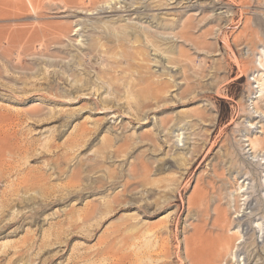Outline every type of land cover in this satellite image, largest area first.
Wrapping results in <instances>:
<instances>
[{"label": "rangeland", "instance_id": "rangeland-1", "mask_svg": "<svg viewBox=\"0 0 264 264\" xmlns=\"http://www.w3.org/2000/svg\"><path fill=\"white\" fill-rule=\"evenodd\" d=\"M126 1L152 28L188 26L191 43L163 37L158 49L144 40L146 50L130 30V42L93 45L90 63L71 48L69 76L5 44L31 20L0 10V264H189L197 203L209 214L212 192L224 197L235 179L249 196L242 264H263L264 95L253 94L252 73L262 68L264 0ZM63 16L41 20L59 27ZM108 17L77 29L108 35Z\"/></svg>", "mask_w": 264, "mask_h": 264}, {"label": "bare ground", "instance_id": "bare-ground-1", "mask_svg": "<svg viewBox=\"0 0 264 264\" xmlns=\"http://www.w3.org/2000/svg\"><path fill=\"white\" fill-rule=\"evenodd\" d=\"M126 2V0H0V10L5 12L3 17L25 18L30 15L29 19L31 20L27 24H22V27L21 25L19 27L17 26L18 28L14 26L16 29H10L11 31L9 30L8 33L5 32L7 35L6 41L4 40L6 43H4L13 48L16 47L21 57L30 58V61L33 63L39 62L42 64L56 65L60 67L62 71L66 73L69 72V76L75 75L70 69V65L73 64L76 58L72 56L73 54H71L70 51L71 48H78V57L76 59L80 61V64H84L86 61L90 63L92 59L91 55L93 54V51H91L93 45L98 44L102 40L110 42V39L130 42L131 38L126 37L129 36L128 31L130 30H134L135 33L139 34L133 39V45H138L141 48H145V40L146 44L150 43L151 46L158 49L156 40L163 37L177 40L185 45L191 43L190 37L187 35L186 31L188 26L181 23V28L177 32L168 29L166 26L157 29L156 27L152 28L149 24L139 21L138 18H132L136 10L135 12H129L133 4ZM43 11L56 14L63 13L65 15L62 17L65 19L64 24L59 27H52L48 23L42 21L41 14ZM123 14L124 16H120L116 20L113 18L115 15ZM101 15H109V20L106 21L108 25V35L105 33H98L94 30L84 33L82 31L80 32V29H77L81 25V18H84L85 21H91L94 16ZM120 23L124 24L120 25ZM2 32L4 33V31ZM85 37H89L90 39L86 43L83 40ZM85 46L87 47L84 48ZM132 48L133 47H131V49ZM193 49L199 50L198 47H193ZM50 50H55L58 52V55L53 57L50 56ZM260 53L261 55L258 61L262 68L252 73L253 76H255L253 79L255 81V86H253L255 92H253V94L263 96L264 50L260 51ZM102 60L103 57L99 59L100 63ZM20 64L21 61L19 62V65ZM90 68L97 71L95 66H91ZM16 71L17 68H12L13 73ZM77 81H80V79H77ZM27 113L33 117L46 116L41 108H33ZM250 126L251 125H249V127ZM175 137L177 138V142H181L182 139H180V134L177 133ZM247 147H249L247 152H251L250 156L252 155V160L257 159V151L260 150V147L257 146L256 141L249 139ZM262 172L264 174V169ZM234 181L233 189L226 192L224 197H222L223 194L212 192L209 214H201L197 203V210L194 214L195 223L191 224V237L190 241L186 244L185 260L189 264H242L244 261V259H241L242 253L240 248L244 242L241 241L244 239L241 220L244 217V208H242V206L246 205L245 202L249 198L247 192L248 184L244 185V181L238 182L237 179ZM5 196V193L0 195V203L3 202ZM224 199L226 201L223 203ZM242 201L243 203H241ZM4 205L5 202L3 206ZM247 218L249 217L247 216ZM262 220H264V217ZM254 224L256 226L253 227L254 232L255 229L259 231L263 230V221L258 222V220H252L251 225ZM255 243L256 241L253 242V244ZM164 253H166L165 250ZM257 254L259 255L260 252L258 251ZM249 258L248 256V259ZM116 259L118 260V258Z\"/></svg>", "mask_w": 264, "mask_h": 264}]
</instances>
